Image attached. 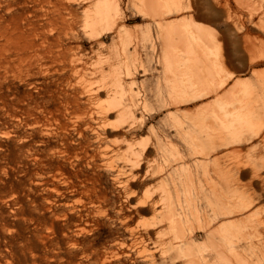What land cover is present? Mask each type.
Listing matches in <instances>:
<instances>
[{
  "label": "bare ground",
  "instance_id": "6f19581e",
  "mask_svg": "<svg viewBox=\"0 0 264 264\" xmlns=\"http://www.w3.org/2000/svg\"><path fill=\"white\" fill-rule=\"evenodd\" d=\"M15 4L0 0V9H5V15L0 14V76L22 65L28 71L33 59L32 26H16ZM198 5L195 0H138V8L157 27L158 61L169 90L161 106L173 133L158 131L161 138L152 134L156 149L152 142L138 141L143 131L136 130L142 121L136 106L146 108L147 98H126L123 92L128 81L120 63L129 52L120 47L127 31L116 23L121 14L118 0H90L86 7L81 31L94 40L90 52L56 40L57 56L79 79L109 76L105 84L83 86L98 101L86 100L91 122L85 125L97 135L107 125L113 134L114 141L98 147L93 156L106 166L121 159L115 164L120 183L158 176L171 166L162 158L158 162L157 156L181 153L172 137L197 158L194 170L181 163L172 172L177 176L160 178L157 190L147 196L156 219L147 226L158 224L153 238L158 249L152 257L169 255L171 264H264V0H202ZM70 32L75 30L68 23L64 34ZM104 98L107 103H102ZM207 98L194 109L182 108ZM249 133L258 136L259 143L244 149L240 142ZM223 145L230 151L222 154ZM139 234L140 241L133 240V245L146 251L148 244Z\"/></svg>",
  "mask_w": 264,
  "mask_h": 264
},
{
  "label": "rangeland",
  "instance_id": "374dc122",
  "mask_svg": "<svg viewBox=\"0 0 264 264\" xmlns=\"http://www.w3.org/2000/svg\"><path fill=\"white\" fill-rule=\"evenodd\" d=\"M195 1L202 4V0ZM118 2L121 14L116 23H123L127 31L120 47L129 52L120 63L128 81L123 92L126 98H147L146 108L136 106L142 115L136 130L143 131L138 141L152 142L156 149L152 134L161 138L158 131L173 133L166 123V108L161 106L169 90L158 61L157 27L138 8V0ZM89 4L90 0H16V26L23 28L28 22L32 26L33 59L28 71L22 65L0 76V264H171L169 255L152 257L158 249L153 246L158 224L151 225L153 229L147 226L156 220L150 211L153 200L147 196L157 190L160 178L169 180L168 175L181 163L194 170L197 158L187 153L179 138L172 137L170 141L181 153L157 156L158 162L162 158L171 166L166 165L158 176L146 174L120 183L115 164L121 159L106 166L93 156L114 138L107 125L97 130L98 135L85 125L91 122L86 100L98 101L84 87L105 84L109 76L91 80L73 76L61 63L55 45L59 40L61 46L91 51L94 40L81 31ZM0 14L5 15L4 8ZM68 23L75 32L65 35ZM133 49L136 52L131 55ZM210 99L182 108L194 109ZM258 138L249 133L240 144L250 149L259 143ZM229 149L223 145L219 151L225 154ZM241 180L246 182L248 177ZM139 233L148 244L146 251L140 244L133 245V240L140 241Z\"/></svg>",
  "mask_w": 264,
  "mask_h": 264
}]
</instances>
